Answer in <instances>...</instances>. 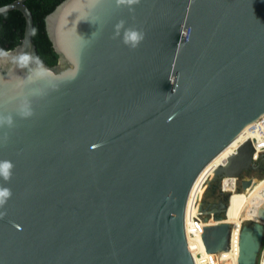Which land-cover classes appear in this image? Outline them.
Returning <instances> with one entry per match:
<instances>
[{
    "label": "water",
    "instance_id": "1",
    "mask_svg": "<svg viewBox=\"0 0 264 264\" xmlns=\"http://www.w3.org/2000/svg\"><path fill=\"white\" fill-rule=\"evenodd\" d=\"M10 10L24 26L0 53V162L12 164L0 264H195V178L242 131L264 128V0H63L43 18L52 65L23 1ZM120 21L121 37L143 33L136 48L114 38ZM253 152L247 141L215 173L250 189L257 178L239 173L257 168ZM219 192L217 209L200 207L207 252L226 247L230 194ZM263 234L241 227L238 264H256Z\"/></svg>",
    "mask_w": 264,
    "mask_h": 264
},
{
    "label": "trees",
    "instance_id": "2",
    "mask_svg": "<svg viewBox=\"0 0 264 264\" xmlns=\"http://www.w3.org/2000/svg\"><path fill=\"white\" fill-rule=\"evenodd\" d=\"M15 0H0V7ZM32 16L31 41L35 45L39 59L47 65L57 62L58 55L53 51L51 43L44 31L45 15L50 13L63 0H22ZM24 26L23 16L16 10L0 13V53L19 44ZM261 158L256 162L259 163Z\"/></svg>",
    "mask_w": 264,
    "mask_h": 264
},
{
    "label": "built area",
    "instance_id": "3",
    "mask_svg": "<svg viewBox=\"0 0 264 264\" xmlns=\"http://www.w3.org/2000/svg\"><path fill=\"white\" fill-rule=\"evenodd\" d=\"M257 132L259 141H257L258 143L252 142L254 147L252 161L254 163L264 156V128H259V130L257 129ZM205 225L206 223L203 221V213L201 210H193V208H191L188 213V227L186 229L185 226V233L194 263L220 264L224 261H229L233 264H238V237L241 229V223L236 226L229 223L226 247L225 249L216 252H207L206 250V246L202 237L203 228ZM256 264H264V234Z\"/></svg>",
    "mask_w": 264,
    "mask_h": 264
},
{
    "label": "bare ground",
    "instance_id": "4",
    "mask_svg": "<svg viewBox=\"0 0 264 264\" xmlns=\"http://www.w3.org/2000/svg\"><path fill=\"white\" fill-rule=\"evenodd\" d=\"M257 129L259 130V128H253V129H248V130L242 131L218 155H216L211 161H209V164L203 170H201V172H199V174L195 178V180L191 186L190 192L188 194V198H187V202H186V206H185V220H186L187 206H188L189 198L191 196V192L193 190V187H194L197 179L202 174V172L206 171V169L210 166V164L218 158H219V160L222 159L220 161V165H222L221 167L225 166V163H226L228 157L233 155L232 151H228L232 145L236 144L235 148H237L239 145H244L247 141H251L253 143H258L257 142L258 138L256 136V134L258 133ZM254 138H255V141H253ZM216 171H218V170H216ZM216 171L212 172L210 178L213 176V174ZM235 179H236V177L232 173H220V177H219L220 189H222L223 191H226L230 194L228 197L226 213L224 216V221H226L230 224H233V220L235 219V216H236L235 213H237V211L239 209H241V204H242V201L245 200L246 194H248V193L254 194L264 184V178L263 179H257V182L252 187H250V189H247L244 193H242V192L240 193V192L235 191V186H236L235 185L236 184ZM208 183H209V181L203 186L202 192L199 194V197H198L199 202H198L197 210H199L201 207L202 201L205 197V193L207 190ZM262 192L263 191L260 192V194H259L260 196L256 200V203H255V210L253 212L254 213V219L255 218H261V219L264 218V194H262ZM209 222L219 223V222H221V220L213 221L212 219H210ZM185 226H186V223H185ZM223 263L231 264V262H229V261H224Z\"/></svg>",
    "mask_w": 264,
    "mask_h": 264
},
{
    "label": "rangeland",
    "instance_id": "5",
    "mask_svg": "<svg viewBox=\"0 0 264 264\" xmlns=\"http://www.w3.org/2000/svg\"><path fill=\"white\" fill-rule=\"evenodd\" d=\"M258 137V135L256 134ZM259 141V137H258ZM236 144L232 145L228 151H234L236 150L235 148ZM216 159L213 161L210 166L206 169V171L202 172V174L199 176L197 179L193 190L191 192V196L189 198L188 206H187V215H186V228L188 227V213L191 208L193 210H197L198 202H199V194L202 192L203 186L209 181L207 190L205 193L204 201H213L216 200V198H219L220 196V185H219V173H214L213 176L210 178L211 174L213 171H216L218 167H221L220 161ZM240 176H252L257 179H263L264 178V157L259 161L257 164V168H249L248 170H241L239 173ZM236 184L238 185L237 180L235 179ZM264 194V184L256 191L254 194L248 193L246 194V198L244 201H242L241 204V209L235 213V219L233 220V225H238L241 223L242 226H248L255 228L257 224H262L264 226V218H255L254 219V210H255V203L256 200L259 198L260 192ZM238 192L244 193L245 191L239 190ZM225 194V193H224ZM261 219V220H260ZM220 264H225V263H220ZM233 264V263H231Z\"/></svg>",
    "mask_w": 264,
    "mask_h": 264
},
{
    "label": "clouds",
    "instance_id": "6",
    "mask_svg": "<svg viewBox=\"0 0 264 264\" xmlns=\"http://www.w3.org/2000/svg\"><path fill=\"white\" fill-rule=\"evenodd\" d=\"M118 4H126V5H134L139 3V0H117ZM124 26V22L120 21L115 27L116 31L114 34L115 37H121L120 29ZM122 43L130 48H136L139 43L143 40V33L139 32L135 29H125L123 35L121 37ZM5 123L3 118H0V124ZM8 124H11V120H7ZM12 168V164L10 162L4 161L0 162V177L4 180H8L10 178V169ZM11 196V192L8 188L0 187V206H3L6 200ZM3 213H0L2 216Z\"/></svg>",
    "mask_w": 264,
    "mask_h": 264
},
{
    "label": "flooded vegetation",
    "instance_id": "7",
    "mask_svg": "<svg viewBox=\"0 0 264 264\" xmlns=\"http://www.w3.org/2000/svg\"><path fill=\"white\" fill-rule=\"evenodd\" d=\"M222 195L220 194V196H219V198H216V200H213V201H211V203H215V205H213V206H211L210 207V209H213V210H215V209H217L218 208V204H216L218 201H221L222 200Z\"/></svg>",
    "mask_w": 264,
    "mask_h": 264
}]
</instances>
